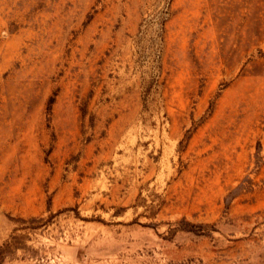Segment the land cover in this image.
Here are the masks:
<instances>
[{
  "label": "rangeland",
  "instance_id": "1",
  "mask_svg": "<svg viewBox=\"0 0 264 264\" xmlns=\"http://www.w3.org/2000/svg\"><path fill=\"white\" fill-rule=\"evenodd\" d=\"M0 264H264V0H0Z\"/></svg>",
  "mask_w": 264,
  "mask_h": 264
}]
</instances>
